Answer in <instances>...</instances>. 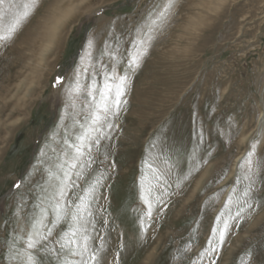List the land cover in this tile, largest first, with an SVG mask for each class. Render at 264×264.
<instances>
[{"label":"rangeland","instance_id":"obj_1","mask_svg":"<svg viewBox=\"0 0 264 264\" xmlns=\"http://www.w3.org/2000/svg\"><path fill=\"white\" fill-rule=\"evenodd\" d=\"M15 3L22 7L24 0ZM73 3L79 0H40L38 10L23 25L18 38L6 42V47L0 45V264H11L7 259V236L21 215L17 211L18 190L12 185L30 171L33 173L30 182L19 190L29 205L24 211L33 213L32 205L38 201L33 199L32 188L47 179L43 171L47 162L41 164L38 159L41 149L55 159L57 153L51 149L59 152L65 134L61 124L64 88L53 84L59 75L66 78L67 86L80 64L89 33L95 36L94 60L86 59L81 65L88 69L81 73V82L91 83L94 75L97 89L103 87L101 64L109 65L107 70L112 71V62L101 56L105 41L124 54L115 71L128 77L122 97L127 105L115 122L114 138L105 142L96 163L87 170L89 183L99 172L107 174L92 203L94 209H108L115 229L108 231L109 248L115 253L121 243L126 245L116 264H146L149 256L151 264H189L206 246L216 226L215 217L227 199V186L237 173L236 165L264 114V0H224L222 7L212 6L215 0H180L172 26L134 72L127 63L128 50L136 51L131 42L137 29L146 30L148 13L164 0H87L79 11L63 20L56 40L51 42L59 9ZM97 7L102 9L101 14L90 16L89 12ZM11 21L12 15L6 13L0 19V31ZM87 115L85 111L77 116L69 108L64 123L72 125L74 119L83 123ZM230 121L236 126L232 141L226 143L219 133L229 131ZM201 130L204 142L199 144L198 154L211 150L209 164L168 208L155 205L149 219L140 193L142 175L145 189L155 183L147 170L141 172L142 161L156 155L147 150L151 141L161 132L166 134L174 150L173 163L177 170L186 169ZM80 132L79 125L70 129L71 134ZM104 153L108 154L107 160ZM257 153L264 161V141ZM225 169L227 175L217 183ZM221 187L225 193L217 196ZM238 188L242 190L243 184ZM258 188V195L264 196V185ZM75 191L79 193V187ZM155 195L153 192L149 198ZM209 197L213 198L211 206L205 205ZM39 212L35 209L34 214L38 216ZM141 216L149 228L144 250H138L135 243ZM57 231L61 235L68 232L69 222ZM233 233L218 264H250L249 250L255 249L260 255L264 247V209ZM190 236L191 250L180 255L178 249L189 243ZM34 255L36 264H64L63 257L57 260L55 255L42 252ZM75 259L67 257L69 264Z\"/></svg>","mask_w":264,"mask_h":264},{"label":"snow or ice","instance_id":"obj_2","mask_svg":"<svg viewBox=\"0 0 264 264\" xmlns=\"http://www.w3.org/2000/svg\"><path fill=\"white\" fill-rule=\"evenodd\" d=\"M86 2L87 0H79V3H73L66 9H59L57 24L51 30V42L56 40V33L63 20L79 11ZM223 3L224 0H215L212 6L222 7ZM6 4L8 7L4 8ZM179 5L180 0H164L163 4L156 6L148 13L146 30L137 29L131 42L136 51L128 50L127 63L131 71L139 69L155 42L172 26L174 18L178 15ZM39 6L40 0H24L22 7H17L15 0H0V19L6 13L12 15L11 23L0 31V45L6 47V42L18 38L23 25L34 15ZM101 11L102 9L97 7L92 9L89 15L98 16ZM118 41L119 38L117 43ZM95 47V36L89 33L84 53L80 57V64L73 70L67 86L65 87L66 78L59 75L53 84V87L64 88L66 99L63 101L64 108L61 110V124L64 126L65 134L62 137L59 152L57 148L51 149L53 153H57L55 159L48 157L45 149H41V156L38 159L41 164L47 162L48 166L43 169L47 179L43 184H36L32 188L33 199L38 201L32 205L33 213L24 211L29 206L28 201L25 194L19 192L25 183L30 182L33 173L30 171L22 181L12 185L18 190L17 211L21 215L16 217V226L8 232L7 236V259L11 264H36L35 252L55 255L57 260L63 257L64 264H69L68 256L76 258L74 264H116L121 252L126 250V245L121 243L114 254L108 251V231L109 229L115 231V229L111 227L108 209L103 206L94 209L92 203L98 188L106 182L107 174L99 172L98 176L89 183L90 173L87 170L96 163L97 156L100 154L99 150L106 147L105 142L110 143L114 138L115 122L119 120L121 112L127 105V101L122 100V97L126 92L128 77L117 75L115 71L116 65L121 62L124 54L105 41L101 56L107 57L112 62L110 65L112 71L107 70L109 65L102 63L103 87L97 89L94 75L92 82L84 85L80 76L81 73H87L88 69L81 65L86 59L94 60ZM46 52L47 49L43 54ZM216 95L219 97V89H216ZM81 97L86 98L81 100ZM69 108L77 116L86 111L88 115L84 118V122L74 119L72 125L64 123L66 110ZM77 125L81 132L71 134L70 129ZM235 126V122L230 121L229 131L219 133L226 143L232 141V131ZM72 135L75 136L74 140ZM197 139V147L188 156L187 168L179 170L173 163L174 150L168 143L166 134L161 132L151 141L147 150L150 153L155 152L156 155L142 161L141 172L147 170L155 183H150L145 189L142 175L140 193V199L147 206L146 215L149 219L152 218V209L155 205L158 204L164 209L168 208L175 198L184 194L192 179L209 164L213 156L211 150H206V154H198L199 144L204 142L203 130ZM262 141H264V114L259 120L256 135L249 141L245 154L236 165L237 173H234L233 182L227 186V199L215 217L216 226L212 228L206 246L195 258L190 259L189 264H202L205 260L207 264H218L223 247L228 243V237L234 234L233 229L238 231L245 222L264 209V196L258 195L260 191L258 185H264V161L258 158L257 153L258 145ZM107 156L108 154L104 153V160H107ZM226 175L227 169L224 176H219L216 182L219 183ZM81 180L84 183H80ZM241 184H243L242 190L238 188ZM77 187L80 189L79 193L75 191ZM153 192L156 195L150 199L149 196ZM221 193H225L224 187L218 189L216 195L219 196ZM212 200L213 198L209 197L205 200V205L211 206ZM233 207L236 209L235 213L232 212ZM35 209H40L38 216L34 214ZM224 209L228 210L227 213ZM139 220V232L135 243L138 250H144L149 240V228L143 216ZM66 222H69V231L61 235L57 229ZM192 232L195 233L196 229L193 228ZM192 238L190 236L189 243L183 249H178L180 255H186L191 250ZM248 256L250 264H264V247L260 255L256 254L255 249H250ZM146 264H151V256Z\"/></svg>","mask_w":264,"mask_h":264},{"label":"bare ground","instance_id":"obj_3","mask_svg":"<svg viewBox=\"0 0 264 264\" xmlns=\"http://www.w3.org/2000/svg\"><path fill=\"white\" fill-rule=\"evenodd\" d=\"M109 250H110V248H109ZM111 251V250H110ZM114 251V250H113ZM113 251H111L110 253H114Z\"/></svg>","mask_w":264,"mask_h":264}]
</instances>
